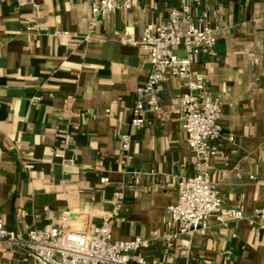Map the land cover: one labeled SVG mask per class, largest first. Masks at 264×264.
<instances>
[{
    "label": "crops",
    "instance_id": "1",
    "mask_svg": "<svg viewBox=\"0 0 264 264\" xmlns=\"http://www.w3.org/2000/svg\"><path fill=\"white\" fill-rule=\"evenodd\" d=\"M217 18L214 53L193 64L222 101L224 134L209 167L229 205L245 217L177 237L168 206L178 180L194 175L190 149L173 110L186 87L171 77L163 113L132 128L136 90L150 71L146 51L124 43L140 38L150 20L164 19L179 0H139L136 7L99 15L92 0H0V221L14 231L51 227L65 210L70 228L100 224L114 207L115 238L143 235V254L156 264H264V0H193ZM218 14H213L214 9ZM117 31L119 33H117ZM132 131L128 150L120 135ZM107 179L106 181L104 179ZM185 249L186 251H183ZM35 264L17 243L0 245V264Z\"/></svg>",
    "mask_w": 264,
    "mask_h": 264
},
{
    "label": "built area",
    "instance_id": "2",
    "mask_svg": "<svg viewBox=\"0 0 264 264\" xmlns=\"http://www.w3.org/2000/svg\"><path fill=\"white\" fill-rule=\"evenodd\" d=\"M192 1L179 0L178 5L168 9L164 19L148 21L140 38L127 33L122 37L124 43L143 48L151 65L146 79L136 90L131 127L145 125L150 112L163 113L164 85L171 77H180L186 89L173 110L179 115L190 149L201 160L200 169L194 175L178 180L177 200L168 206L169 224L173 229L163 235L165 251L171 250L174 240L182 234L207 228L212 218L222 224L245 217L240 205L226 203L209 171L219 153L218 140L225 135L233 144L236 137L232 132L224 134L220 122L222 101L209 92L208 77L193 69L202 51L214 53L218 26L217 18L196 12ZM138 3L139 0H92L90 25H96L99 15L105 16L119 9L129 10ZM218 12L217 8L212 13L216 15ZM120 139L123 148L128 150L132 131H123ZM114 201L113 211L100 224L89 229L68 226L72 219L70 209L65 210L51 227H32L25 233L11 230L0 221V245L3 242L21 245L27 255L34 257L35 264H156L143 254L152 244L150 237H114L113 216L122 205L121 196L115 195Z\"/></svg>",
    "mask_w": 264,
    "mask_h": 264
}]
</instances>
